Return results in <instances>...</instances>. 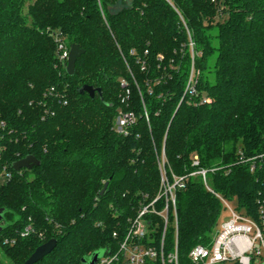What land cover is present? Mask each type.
<instances>
[{
  "label": "trees",
  "instance_id": "16d2710c",
  "mask_svg": "<svg viewBox=\"0 0 264 264\" xmlns=\"http://www.w3.org/2000/svg\"><path fill=\"white\" fill-rule=\"evenodd\" d=\"M52 33L85 51L74 76ZM86 85L102 98L80 94ZM121 112L136 117L127 134L116 130ZM240 149L264 152V0H0V176H12L0 180V264H25L52 239L37 264L117 251L129 219L158 194L163 153L169 174L188 176L177 208L189 264L223 212L191 173L209 170L213 190L256 211L262 182L237 164ZM29 155L40 165L16 172ZM174 242L171 227L168 250Z\"/></svg>",
  "mask_w": 264,
  "mask_h": 264
},
{
  "label": "built area",
  "instance_id": "2783aa9c",
  "mask_svg": "<svg viewBox=\"0 0 264 264\" xmlns=\"http://www.w3.org/2000/svg\"><path fill=\"white\" fill-rule=\"evenodd\" d=\"M51 36L57 43L59 62L67 67L70 48L66 45L62 34L52 33ZM192 82L191 75L188 90L193 94L195 89L191 87ZM49 94L60 97L54 87L50 89ZM64 104H67V101H64ZM54 114L49 109L46 110V116ZM135 121L136 117L133 113L121 112L116 121L117 132L127 134L128 128ZM237 164L247 166L249 171L259 176L262 182L254 214L246 209L238 211L232 209L227 199L213 190L209 184V170L199 168L189 175H200L206 189L220 200L223 209L230 214V219L220 225L209 246L198 244L192 248L189 253V264H264V152L251 156L240 149L237 153ZM193 167H200L198 156L193 159ZM231 167L228 166L226 169L230 172ZM216 170L213 169L211 172ZM160 174L161 181L157 196L150 202L145 201L140 204L136 216L129 219L127 232L119 242L118 250L107 248L96 264H148L152 261L159 264H181L177 194L185 187L188 176L169 174L164 153ZM3 176L5 180L12 177L7 171ZM171 227L175 229V242L172 249L168 250L167 235ZM32 232L34 229L29 226L21 235L25 237ZM118 236V233L114 234V237ZM8 242L7 240L6 243Z\"/></svg>",
  "mask_w": 264,
  "mask_h": 264
},
{
  "label": "water",
  "instance_id": "95a60500",
  "mask_svg": "<svg viewBox=\"0 0 264 264\" xmlns=\"http://www.w3.org/2000/svg\"><path fill=\"white\" fill-rule=\"evenodd\" d=\"M128 5L131 6L133 4V0H126ZM85 53L78 45H72L70 48V56L68 60V64L66 67V71L70 76H74L76 73V62L78 58H80ZM80 94H88L91 98H95L96 93H99L102 98L101 89H95L92 86H83L78 89ZM40 165V161L33 155H29L13 164V168L16 172L21 171L22 169L31 170L34 167H38ZM108 187V183H106L104 189L101 194L103 195ZM5 215L6 210L4 208H0V233L6 228L3 226L5 223ZM57 246V240L52 239L47 243L38 247L35 252L31 255V257L25 262V264H37L42 261L46 256L53 252V250ZM106 249L99 250L92 254L88 259H83L84 264H96L97 261L105 254Z\"/></svg>",
  "mask_w": 264,
  "mask_h": 264
},
{
  "label": "rangeland",
  "instance_id": "374dc122",
  "mask_svg": "<svg viewBox=\"0 0 264 264\" xmlns=\"http://www.w3.org/2000/svg\"><path fill=\"white\" fill-rule=\"evenodd\" d=\"M0 180L2 182L5 181L3 174H1ZM227 201H228V203H229V205H230V207L232 209H234L235 211L239 210V204H238V200L236 198L233 199V200H227ZM229 219H230V214L228 213L227 210L223 209V212H222V215H221V218H220V224H222L223 222L228 221Z\"/></svg>",
  "mask_w": 264,
  "mask_h": 264
}]
</instances>
